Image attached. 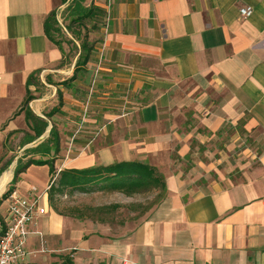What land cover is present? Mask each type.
<instances>
[{"label": "crops", "instance_id": "obj_1", "mask_svg": "<svg viewBox=\"0 0 264 264\" xmlns=\"http://www.w3.org/2000/svg\"><path fill=\"white\" fill-rule=\"evenodd\" d=\"M59 5L0 0L5 136L21 119L28 125L20 109L28 87L34 95L31 75L61 90L74 74L60 76L63 48L45 32ZM247 6L253 13L242 17ZM106 9L101 47L67 85L84 72L94 91L89 123L57 151L73 156L33 158H54L56 172L145 161L166 188L148 212L119 224L66 214L46 191V213L30 225L29 261L61 264L55 253L73 250V264H264V0H111ZM51 178L49 164H31L14 189L32 196Z\"/></svg>", "mask_w": 264, "mask_h": 264}, {"label": "rangeland", "instance_id": "obj_2", "mask_svg": "<svg viewBox=\"0 0 264 264\" xmlns=\"http://www.w3.org/2000/svg\"><path fill=\"white\" fill-rule=\"evenodd\" d=\"M73 1L74 0H66V2H63V0H60V5L56 10L60 31L54 36L59 42V45L63 48L65 57L63 60L65 71L62 72L60 75L61 77H69L72 75L80 48V41L75 40L68 29V24L72 18L71 6ZM110 1L111 0H94V4L106 8V5L109 4ZM87 5H89V3ZM88 26L90 30L89 39L93 42L95 49L96 46L101 47L103 39L102 28L94 29L92 22L88 23ZM103 26H105V24ZM74 28L80 29L83 33L85 31V28L79 27L77 24L74 25ZM82 74L84 76L82 81L80 79L71 86H62L61 98L63 99L64 105L62 110L53 117L47 115L60 102L59 88L58 86L56 88L55 86L48 85L53 82L52 78L51 80L45 75L36 76L35 88L32 90L36 96V100L32 102L34 105L33 109L50 123L49 128L43 136L28 143L27 140L33 135V132L27 125L25 119H21L18 129L12 131L11 134L7 136H5L6 125L0 129V133L3 132L2 135L4 136H2L4 140L2 152L0 153V158H2L0 162V172L5 170L0 180V185L4 184L0 187V198L9 189V184L17 168L25 165L29 159L38 157L40 154H37V152L48 150L50 151V157H54L58 153L56 151L57 143L59 144V148H61L66 144H74L78 140L81 134L79 133L80 130H82V127L85 126L86 123H89L88 120L94 94L90 75L84 72H82ZM21 115H24V113ZM16 116L17 115H15L14 118ZM52 127H54L53 133H51ZM62 131L63 135H60ZM64 133H66V135H64ZM27 148L28 150H26ZM27 154L31 156L27 157ZM68 156H73V153L70 152L66 155L63 153L62 156H60L59 153L57 154V158L66 159ZM107 191L108 190H104L102 193H98V191H96L97 193H84L80 191L72 193L67 191V193L58 197V210L71 216L76 214L81 215L82 219L99 218L101 220H112V222L119 224L128 218L132 221L136 220L157 204L161 197L160 188L132 195H126L119 191L107 193ZM8 203L9 198H6L0 204V231L4 227V216ZM110 203L113 204L108 205ZM114 204L120 205V207L113 208L112 205ZM102 205L105 207L99 208ZM44 251H46V249H44ZM70 251L55 253V260H57V263H62L67 257L73 259V250ZM29 260H31V257L28 256L26 261L30 262Z\"/></svg>", "mask_w": 264, "mask_h": 264}, {"label": "trees", "instance_id": "obj_3", "mask_svg": "<svg viewBox=\"0 0 264 264\" xmlns=\"http://www.w3.org/2000/svg\"><path fill=\"white\" fill-rule=\"evenodd\" d=\"M90 1V2H89ZM66 2V0H63ZM89 3V5H87ZM107 9L105 7H99L94 4V0H74L71 6L70 23L68 29L72 33L75 40L80 41V48L78 52V58L75 63L74 74L63 80L58 84L69 85L77 78V72L86 66L92 59L94 54V44L89 39L90 30L88 29V23H93L94 29L102 28L106 22ZM77 24L79 27L85 28L84 33L80 29L74 28ZM45 32L47 36L57 45L59 42L55 39V34L60 31L56 11L50 13L45 21ZM83 33V34H82ZM61 46V45H60ZM36 75H31L28 79V85L35 81ZM59 90L60 98L62 97V91ZM35 98L31 90L28 87L26 98L20 109V112H25L28 125L34 130V135L31 136L27 142L39 138L44 134L49 121L45 118L38 116L34 113L30 107V102ZM63 106V99L55 106L47 116L52 117L57 112L61 111ZM54 132V127L51 128V133ZM58 137V136H57ZM59 146L57 143L56 151ZM49 153L50 151H43ZM54 158L51 159H29L25 165L18 167L13 179L11 180V186L0 198V204L8 197V195L14 191V184L17 182L19 173L23 172L31 164H49L52 176L56 174ZM155 188L165 190V182L163 176L158 173L156 167L153 165L139 160L133 161H121L114 162L108 165H93L87 168H64L57 174L56 178L51 183L48 189L49 200L53 206L57 209L56 202L58 197L69 192L80 191L84 193H91L96 191H119L126 195H132L135 193H142L150 191ZM113 208H119L120 205L114 204ZM3 231V229H2ZM19 264H40L37 262H21ZM61 264H73V259L67 257Z\"/></svg>", "mask_w": 264, "mask_h": 264}, {"label": "built area", "instance_id": "obj_4", "mask_svg": "<svg viewBox=\"0 0 264 264\" xmlns=\"http://www.w3.org/2000/svg\"><path fill=\"white\" fill-rule=\"evenodd\" d=\"M240 11L242 17H249L253 13V8L242 7ZM58 173L52 176L53 179L43 191H39L38 186L33 185L30 188L32 196H25L17 190L8 195V211L0 234V264H19L26 261L30 254L27 246L30 225L37 216L46 213L41 201ZM125 263L127 260L123 261V264Z\"/></svg>", "mask_w": 264, "mask_h": 264}]
</instances>
